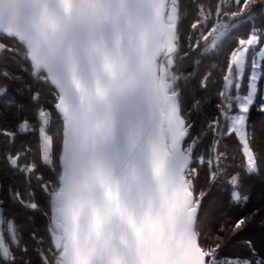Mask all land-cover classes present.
<instances>
[{
    "label": "snow or ice",
    "instance_id": "obj_1",
    "mask_svg": "<svg viewBox=\"0 0 264 264\" xmlns=\"http://www.w3.org/2000/svg\"><path fill=\"white\" fill-rule=\"evenodd\" d=\"M253 108L264 0H0V264H264Z\"/></svg>",
    "mask_w": 264,
    "mask_h": 264
},
{
    "label": "trees",
    "instance_id": "obj_2",
    "mask_svg": "<svg viewBox=\"0 0 264 264\" xmlns=\"http://www.w3.org/2000/svg\"><path fill=\"white\" fill-rule=\"evenodd\" d=\"M226 54L225 52H221L217 57H215L214 59L216 60H222L224 58V55ZM197 59H199V57L196 54H193L190 58L186 59L183 61L182 63V68L181 70L184 71L185 73L191 72L194 74L195 80L192 84H190L187 88H186V92L191 93L194 88H195V82L199 80V77L201 74L204 73L205 69L208 67L209 61L207 59H205L203 61V63H201L199 65V67L197 68L196 66V61ZM217 100L215 97H210L207 101V111L208 113H212L215 111V104H216ZM249 131L254 133V135L257 138V143H264V115L260 114L255 108H253L250 111V118H249ZM26 141L28 143H30L32 145V147H34V141L32 137H27L25 138ZM19 143V142H18ZM235 148V145L232 144L228 149V155L231 156L233 154V150ZM221 150H224L223 148ZM237 161H229V163H236ZM201 183H203V180L201 181ZM247 184L249 187H251L253 189V195H252V199L251 202L249 203L248 207H253L255 205H257L260 201V182H259V178L258 177H253L251 180L247 181ZM210 201H216L217 204L221 203L220 201V194L216 191L213 190L212 194L209 196L208 200L205 201V206L206 208L208 207V204ZM223 208L225 211L229 212L231 215H235V210H233L232 208H230L226 203H223ZM245 237H252L253 239L256 240H261L264 239V232H260L258 230H253L251 232H246L244 234V236L240 237V240L236 241L235 244L239 245L240 242H242V240ZM225 254H229L231 255L230 252H226Z\"/></svg>",
    "mask_w": 264,
    "mask_h": 264
},
{
    "label": "rangeland",
    "instance_id": "obj_3",
    "mask_svg": "<svg viewBox=\"0 0 264 264\" xmlns=\"http://www.w3.org/2000/svg\"><path fill=\"white\" fill-rule=\"evenodd\" d=\"M226 255H229V254H226Z\"/></svg>",
    "mask_w": 264,
    "mask_h": 264
}]
</instances>
